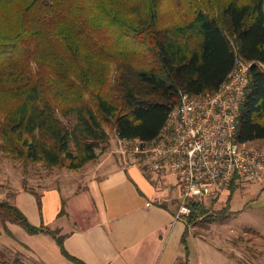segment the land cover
Instances as JSON below:
<instances>
[{
	"label": "trees",
	"instance_id": "trees-1",
	"mask_svg": "<svg viewBox=\"0 0 264 264\" xmlns=\"http://www.w3.org/2000/svg\"><path fill=\"white\" fill-rule=\"evenodd\" d=\"M236 58L251 63L237 139L253 143L264 140V0H0V158L78 169L108 146L109 123L150 141L182 92H215ZM239 185L191 199L183 219L228 218L220 196ZM0 216L85 264L13 202L0 200Z\"/></svg>",
	"mask_w": 264,
	"mask_h": 264
},
{
	"label": "crops",
	"instance_id": "crops-1",
	"mask_svg": "<svg viewBox=\"0 0 264 264\" xmlns=\"http://www.w3.org/2000/svg\"><path fill=\"white\" fill-rule=\"evenodd\" d=\"M121 159L127 163L105 158L84 180L20 189L12 202L34 225L58 229L65 250L85 264H245L175 218L181 185L174 175L170 181L168 172L147 173ZM28 237L22 242L42 264H80L50 235Z\"/></svg>",
	"mask_w": 264,
	"mask_h": 264
},
{
	"label": "built area",
	"instance_id": "built-area-1",
	"mask_svg": "<svg viewBox=\"0 0 264 264\" xmlns=\"http://www.w3.org/2000/svg\"><path fill=\"white\" fill-rule=\"evenodd\" d=\"M251 63L236 58L228 78L213 93L182 92L152 140L119 138L118 152L132 155L147 173L173 174L182 188L174 216L190 213L188 202L224 185L264 176V149L237 139V126ZM205 203H209L206 199Z\"/></svg>",
	"mask_w": 264,
	"mask_h": 264
},
{
	"label": "rangeland",
	"instance_id": "rangeland-1",
	"mask_svg": "<svg viewBox=\"0 0 264 264\" xmlns=\"http://www.w3.org/2000/svg\"><path fill=\"white\" fill-rule=\"evenodd\" d=\"M58 115L61 117L60 114ZM104 128L110 137V143L106 147L98 148V156L94 162L78 169H69L64 165L47 166L41 161L23 162L3 154L0 158V200L7 199L12 202L20 189L36 192L35 190L39 191L44 187L64 185L62 184L64 181L71 182V180H77L76 178L84 180L86 178L83 177L90 175L97 164L103 162L105 158L126 164L127 162L121 159L122 156L117 151V133L113 125L104 124ZM253 145L264 149V140H257L253 142ZM126 159L128 163L134 160L132 155H128ZM167 172L168 179L171 181L170 175L173 174ZM174 179L176 180L175 177ZM228 194H230L228 218L202 221L191 226L195 228V231L213 237L221 245H225L229 252L231 251V254L241 262L264 264V177L243 183L232 193L227 189L223 190L220 202L226 201ZM39 197V195L36 196L38 201ZM222 206V203L216 205L210 211L215 213ZM6 225L13 234L9 235L5 231ZM28 236L30 235L21 227L9 221L4 222L0 216V264L4 260L12 259H16L17 264H42L30 248L22 242V240L25 242H27L26 239L30 240Z\"/></svg>",
	"mask_w": 264,
	"mask_h": 264
}]
</instances>
